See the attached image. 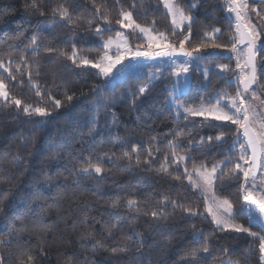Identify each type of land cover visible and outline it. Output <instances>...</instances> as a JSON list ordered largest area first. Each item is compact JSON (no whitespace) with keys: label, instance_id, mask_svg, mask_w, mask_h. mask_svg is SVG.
I'll return each instance as SVG.
<instances>
[{"label":"trees","instance_id":"1","mask_svg":"<svg viewBox=\"0 0 264 264\" xmlns=\"http://www.w3.org/2000/svg\"><path fill=\"white\" fill-rule=\"evenodd\" d=\"M247 1L249 9L264 16V0ZM26 3L31 4L32 0H0V60L9 66L16 80L1 71L0 79H4L10 95L24 104L47 108L51 116H26L22 110L6 106L0 100V241H4L0 244V255L4 256L5 264H19L29 254L35 257L32 264H69V261L70 264H184L186 259L196 260L198 264H219L227 259L239 264H264L257 239L247 233L216 229L206 215L203 197L182 175L181 164V179L174 178L176 164L168 141L179 137L182 146L175 151L191 157L186 161L188 167L204 164L211 169L213 164H220L227 172L233 164L221 162L238 160L243 139L235 145L229 138L191 149L188 141L198 142L201 137L206 139L220 132L231 135L236 133V126L177 117L168 106L172 80L166 76L172 69L163 64L127 74L110 85L99 69L78 67V61L74 64L61 54L70 56L75 43L80 56L93 61L102 56L105 49L99 46V39L121 30L116 24L121 10L131 11L141 25L152 27L154 24L155 32L165 33L171 43L179 46L183 35L181 31L173 34L161 0H119V3L116 0H35L43 16L39 11L26 10ZM175 3L194 17L191 43H186V48L200 43L203 33L211 32L212 28L221 29L216 43H228L234 32V17L227 11L225 0H175ZM61 4L69 9L74 24L52 14ZM104 16L110 20V26L104 23ZM45 26H50L47 31ZM37 29L40 51L33 55L28 46ZM182 32L186 35L187 28ZM126 34L135 47L147 46L136 33ZM204 42L212 43L211 40ZM47 48L57 51L49 53ZM22 56L27 65L21 61ZM257 59L264 61V46L258 51ZM218 63L228 64L236 73L230 51L209 48L202 52L201 58L191 65L188 92L177 97L183 105L196 107L203 102L209 106L215 104L217 92L236 93L233 73L221 74L213 69L205 84L199 65ZM29 72L41 86L42 97L36 96L29 85ZM257 74L260 92L264 93V72L260 64ZM150 77L151 86L143 94L139 93L137 89ZM21 80L23 84L19 83ZM103 84H107L105 88L93 92L95 86ZM68 96L73 100L68 101ZM55 100H60L62 107L55 108ZM134 147L139 153V164ZM149 148L153 149L151 155ZM123 152L130 153L131 159L124 157ZM97 157L104 159L97 160ZM89 160L100 164L102 173L78 174L88 166ZM164 167L171 175L162 171ZM242 181V174L233 178L225 176L222 181H216V195L232 202L235 223L264 235L258 218L251 214L249 219L247 210L241 208L243 199L238 189ZM165 197L182 202V207L165 204ZM117 198L120 202L114 207L112 202ZM129 199L136 200L138 208H128ZM184 208L196 209L203 215H186ZM161 209L168 214L167 219H153L150 213ZM21 227L25 230L18 232ZM134 231L140 235H133ZM199 232L203 236L194 235ZM205 238L210 254L186 255L193 249H202ZM97 241L103 247L93 250L92 245ZM124 244H127L126 251L112 254L113 248Z\"/></svg>","mask_w":264,"mask_h":264},{"label":"snow or ice","instance_id":"2","mask_svg":"<svg viewBox=\"0 0 264 264\" xmlns=\"http://www.w3.org/2000/svg\"><path fill=\"white\" fill-rule=\"evenodd\" d=\"M119 3V0H116ZM227 5V11L234 14V32L229 36L227 44L216 43L215 40L217 35L221 33L220 28H212L211 32H204L203 38L200 43L195 44L191 49L185 47L186 43H191L192 38V28L191 24L194 17L190 12H186L184 8L180 7L175 0H163V5L167 9L168 14L171 16V26L173 34L178 30L181 31L183 39L179 40V46L169 41V38L163 32H155L154 24L152 27H144L137 23L133 19L131 11H120V19L116 21V24L120 25L122 28L131 29L133 33L142 34V38L147 40V48L142 50L140 46H137L135 50L129 46L127 38L123 36L121 32L116 33L117 39L108 38L107 40H100L99 46L105 49L104 54L95 59V61L89 59L86 56H80L76 48V44H72V53L68 56L66 53L61 52L65 55L67 59H70L78 67L86 68L91 66L94 69H99V73L110 78L113 75V70L120 66L123 68L124 62L128 60L137 61L139 58H155L162 56H172L176 53L182 54L185 59L182 63L174 65L172 67V72L177 77L184 75L189 72L190 65L195 64L197 60L201 58V53L207 49H212L213 51L219 49H226L234 54H236V69H239L238 73H235L234 69H231L228 64H218L215 65L217 69L221 70V74L233 73L235 74L236 81V93L231 95L227 91H220L215 93L216 102L206 106L203 102L199 106L185 107L178 98L175 96L176 85H173V92L170 93V99L176 108V115L179 116L183 114L185 120L192 117H202L203 121L221 122L224 125L236 126V133L231 135L224 132H220L215 136H208L206 139L201 137L198 142L189 140L188 147L191 149L197 145L203 146L210 142H223L226 139H233L234 145L239 142L242 138L244 143L239 144V157L238 160L226 159L222 161V164H233V167L225 172V169L221 167L220 164H213L209 170L206 165L200 164L196 166L193 164V170L189 171L187 167L184 168L183 176H185L189 182V185L198 191L203 197L206 205V212L211 216V222L216 226L219 231H233L236 233H247L254 239L259 241V252L260 259L264 261V235L260 233L251 232L249 228L245 227L243 224L235 223V215L233 209V204L228 199H221L216 195L215 187L216 181L223 180L225 176L228 178L237 177L242 174L243 181L240 183L238 192L242 194L243 204L242 209L247 210L249 219H251V214L253 211L259 213L261 232H264V178H261L259 183L257 182V172L258 170L264 172V111H258L257 106L254 101L259 100L261 95L264 93L260 92L259 77L257 74V66L261 65V70L264 72V61H258L257 54L264 46V16H261L260 12H256L259 17V22L254 24L251 20V12L255 9H249L247 0H225ZM25 9L36 10L40 12V15L44 13L37 7L35 0H32L31 4H25ZM135 7V5H133ZM191 7H195L192 5ZM97 12L100 11L99 6L96 8ZM52 14H58L60 17L66 19L69 23H75L72 19L69 9L64 5H60L52 10ZM103 21L106 25H111L110 20L107 16L103 17ZM90 26H91V22ZM232 25L230 24V27ZM50 26H45L47 31ZM187 28V34H183L182 30ZM99 29V25H97ZM23 34H19L22 36ZM40 39L39 29H37V34H34L30 38L29 48L33 55H36L40 51V46L37 43ZM205 40H211L212 43H205ZM231 45L229 48L228 45ZM115 47L117 55L114 57L109 54V50ZM240 46H243L241 50ZM47 52H56V49L47 48ZM21 61L27 65L28 61L22 56ZM0 69L7 72L8 77L11 80H16V76L12 74L8 67L0 60ZM19 70V67H18ZM205 76L208 74V69L204 70ZM37 76L40 75L39 72L36 73ZM186 79V77H185ZM19 83L23 84L24 81L21 80ZM28 83L35 90V94L38 97H42L40 91V85L36 80L32 79V73H28ZM152 84V78L150 77L147 83L140 86L137 91L141 94L145 92ZM256 86L253 88V86ZM99 85L93 88L95 93L99 89ZM51 100V97H49ZM0 100H2L6 106H15V108L22 112L26 116H38V117H50L51 112L44 107H35L31 104H24L22 101L15 96L10 95L8 91V86L6 85L4 79H0ZM68 101H72L73 97L68 96ZM264 103V101H261ZM54 107H62V102L60 100L54 101ZM123 144L124 141L121 140ZM181 141L179 137L175 140L168 141V147L171 150V156L173 157V163L176 164V168L173 170L177 174L174 176L176 180L181 179V174H179V165L183 163L186 159H191L190 156L178 155L175 151L176 148L181 147ZM158 151V149H156ZM250 150V152H249ZM149 155H151L153 149L149 148L147 150ZM133 153L137 155V164L140 163L139 153L137 149L133 148ZM122 155L129 160L131 155L128 152H123ZM104 158L97 157V160H102ZM168 156L165 155V160ZM148 163V161H145ZM103 169L100 164H92L89 160L88 166L83 167L78 174L93 175L102 173ZM165 174L171 175L167 167L162 168ZM196 179H193V177ZM119 198L114 200L113 206L119 204ZM2 203V202H0ZM164 203H171L173 207H182V202L178 203L176 200H170L168 197L164 198ZM128 208H138V202L134 199H129L126 202ZM183 211L186 215L196 216L203 215L193 208H184ZM153 219H167L168 214L164 212L163 209L160 211H152L150 213ZM25 229L21 227L18 232H22ZM11 235V230L9 232ZM89 236L92 235L91 232L88 233ZM133 235H140L139 232H133ZM195 236H203L202 232L195 233ZM127 239H131L128 237ZM4 241H0L3 244ZM103 247L99 241L93 243V250L97 247ZM127 250V244H124L120 248H113L112 254L115 255L117 252H124ZM40 252L43 253V247L41 246ZM203 254H210V247L207 243V238L204 240V247L202 249H193L190 253L186 255L189 257H197ZM35 257L32 255H27V260H20L19 264H32ZM0 264H5V258L0 255ZM70 264V261H69ZM184 264H198V261L193 259H186ZM224 264H239V261L227 260Z\"/></svg>","mask_w":264,"mask_h":264},{"label":"rangeland","instance_id":"3","mask_svg":"<svg viewBox=\"0 0 264 264\" xmlns=\"http://www.w3.org/2000/svg\"><path fill=\"white\" fill-rule=\"evenodd\" d=\"M247 2H248V1H247ZM161 5H162V8L164 9V11L168 14L167 9H166V8L164 7V5H163V0H161ZM226 6H227V5H226ZM248 7H249V6H248ZM255 13H256V11L251 12V20H252V23H254V24H256V23L259 22V19H258L257 15H255ZM168 15H169V18H170V23H171V16H170V14H168ZM230 15H232L231 17H232V19H233L234 14H231V13H230ZM132 16H133V15H132ZM133 19H134V18H133ZM233 20H234V19H233ZM142 26H144V25H142ZM144 27H148V26H144ZM171 27H172V26H171ZM129 31H132V30H131V29H125V28H122V27H121V30H119V31H117V32H121V33L123 34V36H125V37L127 38V42H128V44H131V41H130V39H129V36L126 34V33L129 32ZM178 31H179V30H178ZM136 34L139 35V36L142 38V34H138V33H136ZM110 37L113 38L114 40L117 39L116 34H114V35H110V36H108V37H106V38H104V37H100L99 41L102 40V39H103V40H107V39L110 38ZM142 39H144V38H142ZM144 40L147 42L146 39H144ZM240 48H241V50H243V47H240ZM109 51H115V47L113 46V49H111V50H109ZM230 55L233 56V58H234V62H235V66H236V54L230 52ZM218 64H219V63H218ZM218 64H215V65H218ZM215 65H213V66H205V65H202V64L199 65V70H200V72H201V74H202V76H203V78H204V82H205V84L208 83L209 74L211 73V71H212L213 69L218 70V71L221 72V70H220V69H217V68L215 67ZM5 67H8V68H9V66H7V65H5ZM192 69H193V68H192V66L190 65V67H189V72H188V73H186V74H184V75H181L180 77H177L176 75H173L172 77L168 78V79H171V80H172V83H171V85L169 86V89L172 90L171 93L173 92V85H174V84L176 85V90H175V96H176V97H179L181 94H186V93L188 92L189 87H190V83H191V79H192V74H191ZM205 69H208V74H207V76H205V74H204V70H205ZM0 71H1V72H4L3 69H0ZM171 71H172V70H171ZM171 71H170V72H171ZM170 72L168 73V75L170 74ZM238 72H239V69H236V73H238ZM5 73H7V72H5ZM168 75L166 76V79H167ZM185 77H186V79H185ZM253 88H255V87L253 86ZM260 93H261V92H259L258 95H260ZM231 95H235V94H231ZM261 101H264V96H263V95L260 96V99H259V100L254 101V103H255L256 106H257V110H258V111H264V103H261ZM168 106H169L170 108L173 109V111H174V113H175V115H176V111H177V110H176V108L174 107L173 102H172V100H171L170 98H169V100H168ZM184 106H185V105H184ZM185 107H186V106H185ZM176 116H177V115H176ZM181 116H183V114H181V115H179V116H177V117H181ZM193 118L203 119L202 117H193ZM209 121H212V120L210 119ZM216 122H217V121H216ZM241 140H242V138H241ZM183 156H188V155H183ZM186 161H187V159H186L183 163H181V166H182L183 171H184V168H185V167H187L189 171H192L193 168L188 167V166L186 165ZM209 170H210V169H209ZM261 178H264V172H261V171H260L259 176L257 177V182H258V183H259V181H260ZM193 179H196V177L194 176ZM186 180H187V178H186ZM187 182H188V180H187ZM188 184H189V182H188ZM206 215L211 219V216H209V215L207 214V212H206ZM227 260H231V259H227ZM227 260H224L223 262H221V263H219V264H224V262L227 261ZM232 261H233V260H232ZM262 262H264V261H262Z\"/></svg>","mask_w":264,"mask_h":264},{"label":"crops","instance_id":"4","mask_svg":"<svg viewBox=\"0 0 264 264\" xmlns=\"http://www.w3.org/2000/svg\"><path fill=\"white\" fill-rule=\"evenodd\" d=\"M129 46H131L134 50L136 48L132 44H129ZM146 48L147 46L141 47L142 50H145ZM109 54L112 55L113 57L117 55L116 51H109ZM185 59L187 58L180 57L178 53L172 56H162V57H155V58L141 57L137 61H132V60L125 61L123 68H121L120 66H117V68L113 70V75L110 78H106L104 76L102 77L105 79V81L108 84L113 85L115 82L121 80L127 74L141 73L150 65L163 64L166 68L172 69L174 65H178L182 63Z\"/></svg>","mask_w":264,"mask_h":264},{"label":"water","instance_id":"5","mask_svg":"<svg viewBox=\"0 0 264 264\" xmlns=\"http://www.w3.org/2000/svg\"><path fill=\"white\" fill-rule=\"evenodd\" d=\"M240 47H243V46H240ZM178 55L180 56V57H184L182 54H180V53H178ZM226 55H228V53H226ZM174 74H173V72L171 71L170 72V74L168 75V77H167V79L168 78H170V77H172ZM106 85L107 84H103V85H101L100 87H99V90H102L103 88H105L106 87ZM249 152H250V150H249ZM259 173H260V171L258 170V172H257V177L259 176ZM252 214H254L257 218H258V220H259V222H260V217H259V213L258 212H256V211H253V213ZM261 224V223H260Z\"/></svg>","mask_w":264,"mask_h":264}]
</instances>
